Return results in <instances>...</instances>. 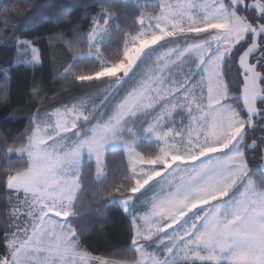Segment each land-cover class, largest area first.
Wrapping results in <instances>:
<instances>
[{"label":"snow or ice","instance_id":"1","mask_svg":"<svg viewBox=\"0 0 264 264\" xmlns=\"http://www.w3.org/2000/svg\"><path fill=\"white\" fill-rule=\"evenodd\" d=\"M237 6H251L264 18V0H183L175 4L162 0L160 15L150 18V26L154 19L159 32L144 38L141 29V35L135 37L138 46L125 50L120 64L123 76L145 53L141 40L155 38L156 45L174 37L182 43L157 57L117 103L110 118L95 125L91 135L82 137L78 127L89 115L83 101L43 115L38 109L30 117L35 129L27 137V146L9 149L25 151L30 168L17 175L11 185L6 179L8 195L15 198L16 205L4 225L6 246L0 264H121L82 251L77 231L63 221L71 214L82 186L74 172L82 150L94 156L96 176L104 175L106 146L117 138L122 122L153 112L147 131L161 142L159 154L146 158L127 143V183L115 189L126 204L153 181L163 180L149 210L133 221L132 243L138 254L135 264H168L166 258L147 250L154 237L161 244L167 243L170 256H177L173 264H264V188L255 186L238 147L245 128L261 115L257 100L264 99V72L258 71L250 57L258 47V34L264 33V23L250 21L236 11ZM143 22L142 17L141 25ZM108 23V18L102 23L94 18L95 26L87 37L90 51L99 52L97 37H103ZM248 33L253 38L238 57L243 82L242 108H237L228 102L223 60ZM32 52L37 60V50ZM188 56L197 60L191 68L186 64ZM177 113L179 126L161 134L159 125L176 120ZM245 179L247 187L233 193Z\"/></svg>","mask_w":264,"mask_h":264},{"label":"trees","instance_id":"2","mask_svg":"<svg viewBox=\"0 0 264 264\" xmlns=\"http://www.w3.org/2000/svg\"><path fill=\"white\" fill-rule=\"evenodd\" d=\"M149 1L0 0V254L5 251L4 225L10 216V190L6 187V179L28 167L25 157L9 153V149L23 144L33 126L30 117L38 109L48 113L92 93L100 94L106 88L105 84L113 78H93L101 70L99 62L77 57L87 49V37L94 18L102 22L111 14L108 37L101 52L108 63L119 64L123 61L127 36L138 32L139 16L157 10V6ZM236 11L254 23H264V18L251 6H237ZM257 38L258 47L251 54L250 62L256 64L258 71L264 72V33L258 34ZM23 40L30 41L38 49V64L19 60L18 49ZM250 42L251 39L237 45L223 63L224 79L230 93L228 102L237 108H242L240 91L243 82L238 57ZM168 45L161 43L157 50L166 49ZM261 83L264 84V79ZM129 89L130 81H127L112 90L83 124L94 125L103 107L114 108ZM257 107L261 109V115L244 130L243 153L249 176L256 187L264 188V171L260 167L264 158V99L257 101ZM242 115L247 113L242 112ZM134 148L145 157H151L156 143L141 140ZM104 162L106 173L97 179L94 162L84 159L79 177L82 186L67 223L77 231L80 248L85 252L112 260L132 261L131 217L115 199L121 197L115 191L116 187L127 183L129 175L125 153L121 149L109 150Z\"/></svg>","mask_w":264,"mask_h":264},{"label":"rangeland","instance_id":"3","mask_svg":"<svg viewBox=\"0 0 264 264\" xmlns=\"http://www.w3.org/2000/svg\"><path fill=\"white\" fill-rule=\"evenodd\" d=\"M161 2H162V0H153V1L150 0L149 1V3H152V4L157 6V10L154 13H144L143 12L139 16V18H138V23H139L138 32L135 35L127 36L125 47H124V55H125L126 48L131 49L133 47L138 46L139 41L137 39H135V37H139L141 35V29H143L144 38H150V34L153 31H155L157 33L159 32V28L156 26L154 19L151 20V26H150V18H154V17H157L160 15V12L162 10L161 9ZM163 2L175 4L177 2H183V0H163ZM197 2L207 3V2H210V0H197ZM142 17L144 18L143 25H141V23H140ZM107 18H108V20H110L109 19L110 17H105V19H107ZM94 26L95 25H93V27ZM108 26H109V23H108ZM108 26H107V31L103 35V37L102 38L97 37V47L99 49V52H97L95 50L90 51L89 50V42H87V44H88L87 49L84 52H80L77 54V57L93 58L94 60L99 62V64L101 65V70L97 74H95L93 76V78H96V79L100 78V77H111V78H113L112 81H110L108 84H105V86L107 85L105 89H109L107 92L102 91L100 94L92 93L85 98H81V99L74 101L71 105L68 106L70 108L74 104L79 105V103L81 101L85 102L86 103V105H85L86 110L89 113L88 118L93 114V112L98 108L99 104L102 103V101L110 94V92L112 90H115L118 87L120 88L127 81H130V89L127 92V94H128L138 84L140 79H142L144 73L147 72L149 70V68H151L154 65L157 57L163 51H166L169 47H173V46H176V45L182 43V41L179 38H174V37L168 38L169 39L168 41H160L156 45H153L157 42L155 40V38H153L151 42H149L148 40H141L140 41V47L146 48L145 53L141 54L140 59L137 60L136 65H134V67L130 71V73L127 76H123V73H122L123 68L120 66L121 63L115 64V65L108 63L104 59L102 52H101V46L106 41V39L108 37V33H109ZM161 26H163V25H161ZM210 31H215V30H210ZM252 38H253L252 33H248L247 39H245L244 41L250 40V39L252 40ZM257 39L258 38H256V42H257ZM242 42L243 41H241V43ZM161 43H166V44L169 43V45L167 46L168 48L157 50L158 45ZM248 47H249V44L241 51V53ZM33 48H35L37 50V53H36V55L38 56L37 60H33V58H32L33 57V52H32ZM18 58H19V60H21L25 63H37L38 64L39 63V51L36 47H34L32 45V43L30 41L23 40V41H20V48L18 49ZM124 59H125V57H123V61H124ZM196 63H197V60L195 57L188 56L186 58V64L189 68H191L192 66H195ZM223 63H224V60H223ZM112 66H116V67L113 68ZM117 75L121 76V78L119 80H117L115 78ZM196 75H198V73H196ZM178 78L179 77L177 76V79ZM193 78L194 79L196 78L195 75ZM229 97H230V95H229ZM240 98H241V96H240ZM258 100H260V99H258ZM59 109H61V111H63V107H61ZM55 110H52L48 113H52ZM114 110H115V107L112 109H109L107 107L104 109V107H103V110L100 112V117H99L98 121L92 126H86V124H83V122H86L88 119L80 120L78 123V127L80 129L82 137H87L88 135H91L93 132L94 126L97 125L98 123L102 124V123L106 122L110 118V116L112 115ZM35 114H36V112H35ZM43 114L44 113H41V115H43ZM153 115H154V112L151 114H138L137 116H133V117L129 118L128 120L122 122V124L120 126V130L117 133V138L108 143V145L106 146V152L109 150L121 149L124 151L125 156H126V160H127L126 148H125V145L127 143H131L132 147L134 148L135 143H137L141 140H150V141H153L156 143V149H155L154 154L151 157H146V158H152V157L157 156L159 154L160 148L162 147V144L156 138V135H154L153 132L147 131L148 125L152 122V116ZM174 115H176V120L168 119L159 125V131L161 134L165 131L170 130L173 127L179 126L180 116L178 113L174 114ZM54 122H55V117H53V123ZM34 129H35V125L33 124L31 132L25 136V141L23 142V144H21L17 147H14V148H20L21 146L26 147L27 143H28L27 137L32 133V131H34ZM86 132H87V134H85ZM243 135H244V133H243ZM243 135H242L241 143L238 146L242 151L244 150ZM8 152L14 153L15 155H18L20 157H25L27 162H28V167L26 169H24L20 172L14 173L12 176L9 177L8 182H9V185H11L17 175H19L21 173H25L28 171V169L30 168V158L27 155V153L25 151H22V150H12V151H8ZM84 159L93 161L95 164L94 156L92 154H89L86 149L82 150L80 161L77 164L76 168L74 169V172L78 173L79 177H80L81 168H82V164H83ZM127 163H128V160H127ZM144 167H148V166L144 165ZM260 167L264 171V158L262 159ZM95 175H96V171H95ZM104 175L99 176V177L96 176V178L100 179V178L104 177ZM162 185H163L162 179L153 181L148 186H146L144 189H142L140 192H137L134 196H131L128 199V202L126 204L124 203V200L121 197H117L115 199L120 203L124 212L131 217V221L133 223V221L136 217L144 215L149 210L151 202L156 197V195H158L159 192L161 191ZM245 187H247V180L246 179L241 184H238L233 189V193L239 192V191L243 190ZM144 192H146L145 195L142 194ZM225 199H228V198H225ZM9 202H10V215H11L15 211L14 206L16 205V200L14 197H12V198H10ZM23 211H24L23 208H21L20 209L21 215L23 214ZM189 215H191V213ZM56 219H61V218L57 217ZM63 223L65 225L70 226L67 223V220L63 221ZM177 230H179V228ZM169 231H171V230L169 229ZM168 234H170V233H168ZM168 234H164V235H168ZM132 249L134 252V260L128 261V264H135V259L138 256L136 249H135V245H133V244H132ZM167 249H168L167 243H164V244L159 243V238H157V237H154L152 240H150L148 242V245H147V250L149 252H152L153 254L157 255L158 257H164L168 260V264H173V261L177 260V256H170L168 254ZM82 251H84V250H82ZM89 255L91 257H99V256L91 255V254H89ZM104 259L112 260V259H108V258H104ZM112 261H118V262H121V264H124V262H126L127 260H116V259H114ZM197 264H199V262H197Z\"/></svg>","mask_w":264,"mask_h":264},{"label":"crops","instance_id":"4","mask_svg":"<svg viewBox=\"0 0 264 264\" xmlns=\"http://www.w3.org/2000/svg\"><path fill=\"white\" fill-rule=\"evenodd\" d=\"M132 226H133V223H132ZM221 264H226V262L224 263V262L222 261Z\"/></svg>","mask_w":264,"mask_h":264}]
</instances>
